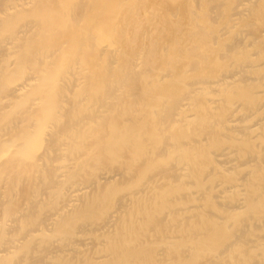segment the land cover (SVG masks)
Wrapping results in <instances>:
<instances>
[{
	"label": "bare ground",
	"instance_id": "1",
	"mask_svg": "<svg viewBox=\"0 0 264 264\" xmlns=\"http://www.w3.org/2000/svg\"><path fill=\"white\" fill-rule=\"evenodd\" d=\"M0 264H264V0H0Z\"/></svg>",
	"mask_w": 264,
	"mask_h": 264
}]
</instances>
